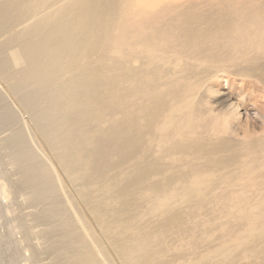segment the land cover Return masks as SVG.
Listing matches in <instances>:
<instances>
[{
    "label": "bare ground",
    "instance_id": "bare-ground-1",
    "mask_svg": "<svg viewBox=\"0 0 264 264\" xmlns=\"http://www.w3.org/2000/svg\"><path fill=\"white\" fill-rule=\"evenodd\" d=\"M243 76L264 80V0H0V264L264 257V164L229 177L204 140L227 127L222 112L193 104ZM240 108L225 114L249 121ZM222 178L243 193L230 202L242 221L204 255L181 254L180 201L193 207Z\"/></svg>",
    "mask_w": 264,
    "mask_h": 264
},
{
    "label": "rangeland",
    "instance_id": "rangeland-1",
    "mask_svg": "<svg viewBox=\"0 0 264 264\" xmlns=\"http://www.w3.org/2000/svg\"><path fill=\"white\" fill-rule=\"evenodd\" d=\"M242 79L243 81L245 80V84L243 83ZM233 84L234 85L232 87H229V85L224 82L220 86L221 91L219 94L212 93L211 91L204 93L201 89H199L195 94V100L193 102L195 106L201 107L203 106L201 99L204 98L205 103L210 105L214 104V106L218 108L217 111L222 112L219 118V123L224 122L227 127L217 130L211 135L210 139L204 138V140L207 143V147L211 145L217 146L213 156L223 157L224 159L229 160L227 167L222 170L227 171L225 173L228 174L229 177H236L235 173L238 171L240 172L242 166H250L253 165V163L257 164L259 161L263 162L264 164V115L262 118L254 112V107L257 109L264 100V97H262L264 95V80L259 76H243ZM238 84H241L242 87L238 86ZM251 89L253 92H256L254 93L256 96L253 94ZM257 89L259 90V94H257ZM252 96H254L255 99L254 97L252 98ZM230 101L231 103L234 102V104L239 105L241 107V112H244L245 107L252 110L249 114L250 123H248L249 121L246 118L247 115L245 117L242 115L240 124L238 119L235 121L233 117L226 116L225 111L227 110ZM258 102L261 104H258ZM227 121H231L230 124L235 130V133L230 131L229 125L226 123ZM236 122L238 123L236 124ZM251 122H253V124ZM245 124H249V128L251 126V130L249 132L245 131L247 129ZM247 142L255 143L258 147L256 149L250 147L243 148ZM227 143H229V147L225 149ZM220 144L224 146L222 147ZM235 149H238V152L232 156L231 153ZM258 171L264 172V166H260ZM257 174L256 179H258L257 182L260 181V183L256 184V186L262 187L258 190V194L261 196L264 194V183H261V177L258 178L259 174ZM262 180H264V177ZM235 190L236 189H234V187H232L222 178L220 182H218V187L213 189L212 192H206L203 197L197 198L193 207L190 208V206L180 201L182 213L184 215V225L178 231H174L172 233L174 234V238L172 237L174 241H170L174 243V246L177 247L181 254L190 253V257H199L200 255L202 256L207 252V250L210 249L211 251V248L220 242V234L224 225H239V223L242 221L241 214H233L230 207V202L231 196H238L239 198H242L243 193L241 191ZM190 209L193 211V216L190 214ZM260 232V228L254 229L252 227H239L238 232L236 233L258 237ZM163 240L168 243L166 238L163 237ZM228 251L229 250L211 254L210 262L212 264H230V262L222 261ZM171 254L172 253L167 250H164L161 253L163 264H171ZM241 260L242 259H240V261ZM251 263L264 264L263 253H259L255 260Z\"/></svg>",
    "mask_w": 264,
    "mask_h": 264
}]
</instances>
